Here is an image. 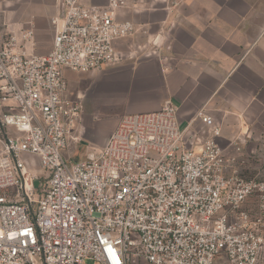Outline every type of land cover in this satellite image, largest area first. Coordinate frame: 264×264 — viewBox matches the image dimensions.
<instances>
[{
	"label": "built area",
	"instance_id": "1",
	"mask_svg": "<svg viewBox=\"0 0 264 264\" xmlns=\"http://www.w3.org/2000/svg\"><path fill=\"white\" fill-rule=\"evenodd\" d=\"M61 4L47 53L32 27L0 28V264H264V177L230 163L203 108L202 137L169 102L122 115L100 150L68 162L81 104L64 70L114 65L137 26L115 18L126 0Z\"/></svg>",
	"mask_w": 264,
	"mask_h": 264
},
{
	"label": "crops",
	"instance_id": "2",
	"mask_svg": "<svg viewBox=\"0 0 264 264\" xmlns=\"http://www.w3.org/2000/svg\"><path fill=\"white\" fill-rule=\"evenodd\" d=\"M126 1L115 18L137 29L115 41L117 62L101 71L64 70L68 88L94 81L109 103L123 109L105 129L82 113L73 130L80 141L70 140L66 153L98 151L122 115L170 102L179 127L197 137L208 130L196 117L203 108L220 128L217 141L226 158L243 175L264 147V0ZM61 14V0H0V28L32 27L40 54L52 46L50 19Z\"/></svg>",
	"mask_w": 264,
	"mask_h": 264
},
{
	"label": "rangeland",
	"instance_id": "3",
	"mask_svg": "<svg viewBox=\"0 0 264 264\" xmlns=\"http://www.w3.org/2000/svg\"><path fill=\"white\" fill-rule=\"evenodd\" d=\"M78 89L80 93L78 92ZM68 97L81 104V112L91 119L100 124L104 128L107 127L115 117L122 111V106L116 103H109L106 98V94L102 91L101 87L94 83V81H75L73 87L68 88ZM16 134V131H12ZM77 147H75L76 149ZM263 150V151H262ZM259 152L256 157L252 160V166L245 168L243 172L244 176L247 178H262L264 177V147ZM77 151V150H76ZM86 149L80 148L74 155L66 153L64 150V156L67 158L68 162H76L78 160L84 159L89 152ZM26 164L28 169L35 173L37 176L43 174V170L39 165V162L34 156L25 155ZM72 157V158H71ZM44 180L36 179L35 186L38 189L43 185ZM38 195H36V198ZM82 264H99L91 258H85Z\"/></svg>",
	"mask_w": 264,
	"mask_h": 264
},
{
	"label": "water",
	"instance_id": "4",
	"mask_svg": "<svg viewBox=\"0 0 264 264\" xmlns=\"http://www.w3.org/2000/svg\"><path fill=\"white\" fill-rule=\"evenodd\" d=\"M61 16H63V10H62V14H61Z\"/></svg>",
	"mask_w": 264,
	"mask_h": 264
}]
</instances>
